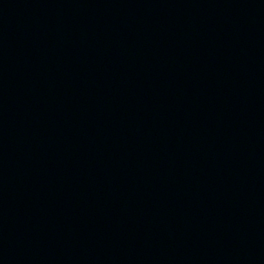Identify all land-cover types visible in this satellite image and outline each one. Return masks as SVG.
I'll use <instances>...</instances> for the list:
<instances>
[{
    "label": "water",
    "instance_id": "1",
    "mask_svg": "<svg viewBox=\"0 0 264 264\" xmlns=\"http://www.w3.org/2000/svg\"><path fill=\"white\" fill-rule=\"evenodd\" d=\"M0 264H264V0H0Z\"/></svg>",
    "mask_w": 264,
    "mask_h": 264
}]
</instances>
